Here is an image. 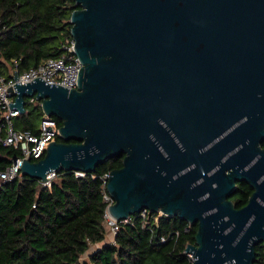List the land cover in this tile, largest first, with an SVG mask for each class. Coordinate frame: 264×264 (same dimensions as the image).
<instances>
[{"label": "water", "instance_id": "1", "mask_svg": "<svg viewBox=\"0 0 264 264\" xmlns=\"http://www.w3.org/2000/svg\"><path fill=\"white\" fill-rule=\"evenodd\" d=\"M73 1L77 89L40 78L13 86L10 110L24 114L35 97L62 123V141L23 160L21 175L91 174L124 155L106 184L113 219L177 217L197 226L191 264H254L264 243V0ZM239 182L253 192L236 209Z\"/></svg>", "mask_w": 264, "mask_h": 264}, {"label": "trees", "instance_id": "2", "mask_svg": "<svg viewBox=\"0 0 264 264\" xmlns=\"http://www.w3.org/2000/svg\"><path fill=\"white\" fill-rule=\"evenodd\" d=\"M77 9L73 0H0V75L9 78L12 71L21 74L59 58L62 44L72 40L69 19ZM24 108L15 128L37 134L40 106L25 98ZM52 118L60 128L61 121ZM18 154L0 145V170ZM123 158H111L82 178L59 171L49 188L24 176L0 182V264H190L185 249L194 245L197 226L177 217L162 215L157 226L144 230L133 215L105 243L101 178L120 169ZM252 192L239 182L229 200L241 209ZM93 245L100 246L89 253ZM254 251V264H264V243Z\"/></svg>", "mask_w": 264, "mask_h": 264}, {"label": "built area", "instance_id": "3", "mask_svg": "<svg viewBox=\"0 0 264 264\" xmlns=\"http://www.w3.org/2000/svg\"><path fill=\"white\" fill-rule=\"evenodd\" d=\"M61 49L62 55L56 59H47L35 68H31L21 74H18L16 80L13 79L15 71L11 72L9 78L0 75V145L3 147L13 148L18 151V155L13 157L10 164L3 170H0V182H11L21 177V167L23 160L35 163L43 159L45 156L48 144L56 141L59 137V128L56 121L52 117L43 115L37 127V134L28 131H20L15 128L14 121L21 114L17 110L9 109L8 104H12L15 99L16 93L13 86L20 83L24 85L31 83L34 79L40 78L47 85H57L67 90L77 89V77L81 68V63L74 53V41H65ZM9 89H12L9 92ZM30 103L40 106V102L35 97L29 98ZM76 178H82L85 173L73 172ZM109 174L102 176V190L103 202L106 204L104 212L105 231L112 235L111 243L118 232L121 224H127L130 218L125 221H116L109 213L108 208L113 204L111 197L106 191V184ZM55 178V173L47 176V181L42 183L41 186L49 188L51 182ZM138 219L141 221V227L144 230H151V225L158 224L161 213H151L146 209L141 210L138 214ZM167 238L162 237L161 242L165 243ZM190 259V264L193 262L191 254H187Z\"/></svg>", "mask_w": 264, "mask_h": 264}, {"label": "rangeland", "instance_id": "4", "mask_svg": "<svg viewBox=\"0 0 264 264\" xmlns=\"http://www.w3.org/2000/svg\"><path fill=\"white\" fill-rule=\"evenodd\" d=\"M38 124H39V123L37 122V125H38ZM111 239H112V235L109 234V233L106 234L105 241H107L108 243H111V242H110ZM98 246H99V245H93V246L89 249L88 252L90 253V252L94 251L95 249L98 248ZM83 259H86V256H84Z\"/></svg>", "mask_w": 264, "mask_h": 264}]
</instances>
